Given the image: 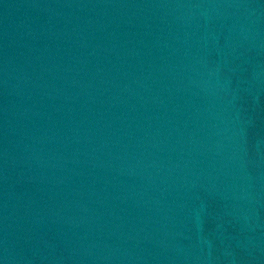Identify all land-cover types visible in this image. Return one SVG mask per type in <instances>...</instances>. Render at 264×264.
I'll return each instance as SVG.
<instances>
[{"label":"water","instance_id":"1","mask_svg":"<svg viewBox=\"0 0 264 264\" xmlns=\"http://www.w3.org/2000/svg\"><path fill=\"white\" fill-rule=\"evenodd\" d=\"M102 264H264V0H150Z\"/></svg>","mask_w":264,"mask_h":264},{"label":"snow or ice","instance_id":"2","mask_svg":"<svg viewBox=\"0 0 264 264\" xmlns=\"http://www.w3.org/2000/svg\"><path fill=\"white\" fill-rule=\"evenodd\" d=\"M0 264H3V262H2V261H0Z\"/></svg>","mask_w":264,"mask_h":264}]
</instances>
